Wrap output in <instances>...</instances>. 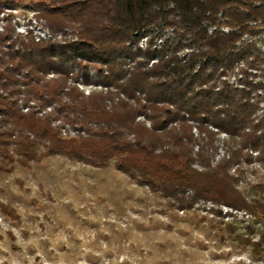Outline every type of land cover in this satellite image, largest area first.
<instances>
[{
    "label": "trees",
    "instance_id": "16d2710c",
    "mask_svg": "<svg viewBox=\"0 0 264 264\" xmlns=\"http://www.w3.org/2000/svg\"><path fill=\"white\" fill-rule=\"evenodd\" d=\"M33 1L54 36L0 32V172L52 156L114 162L168 210L205 199L246 211L226 224L228 238L264 261V183L245 194L247 169L231 172L264 162V0ZM91 70L106 91L70 82ZM211 126L228 135L218 161ZM0 211L20 221L11 206Z\"/></svg>",
    "mask_w": 264,
    "mask_h": 264
},
{
    "label": "rangeland",
    "instance_id": "374dc122",
    "mask_svg": "<svg viewBox=\"0 0 264 264\" xmlns=\"http://www.w3.org/2000/svg\"><path fill=\"white\" fill-rule=\"evenodd\" d=\"M35 4L16 0L14 8L26 18L17 24L12 14L0 15V26L10 24L15 34L27 36L20 32L33 19L28 12L40 16ZM40 18L36 32L52 38ZM90 73L100 83L96 71ZM219 138L224 152L220 141L215 161L226 153L228 135ZM244 166L238 187L248 194L252 185L264 183V169ZM0 202L20 216L16 222L0 211V264H264L228 238L226 224L247 220L249 213L234 215L215 203L210 211L205 199L188 210H168L165 198L116 170L114 162L95 168L52 156L30 168L16 163L12 173L0 172Z\"/></svg>",
    "mask_w": 264,
    "mask_h": 264
},
{
    "label": "built area",
    "instance_id": "2783aa9c",
    "mask_svg": "<svg viewBox=\"0 0 264 264\" xmlns=\"http://www.w3.org/2000/svg\"><path fill=\"white\" fill-rule=\"evenodd\" d=\"M31 12H32V16H33V19H31L29 22H27L28 23V28H26L24 31H18V32H20L21 34H27V36L28 35H31L32 34V36L33 37H35L36 38V40H40V39H43V40H45V39H49L51 36H50V34H45V35H43V36H41L40 34H38L36 31H38V29L36 30L35 28H36V25L35 24H39V20H41V18L40 17H38V12L37 11H30V12H28V13H30V16H31ZM8 13L9 14H12L13 16L12 17H14V22H16L17 24L19 23L20 24V22H21V20H23L24 18H26V15H24V16H20L21 14L20 13H18V10H17V8H14V6H10V5H6V4H2V5H0V15H2V16H4L5 14H7L8 15ZM29 17V16H28ZM43 20V19H42ZM18 21V22H17ZM17 28H18V26H17ZM4 28H3V26H0V30H3ZM224 31H228V29H224ZM146 39L147 38H145V39H143L141 42H140V44H141V46L142 47H145V45H146ZM264 50V49H263ZM92 75V76H91ZM70 82L73 84V85H75L76 87H78V89H80L82 92H84V94L85 95H90V94H92V92L93 91H96V90H99V91H102L101 89H103V90H107L108 89V87H105V86H103L101 83H97L96 82V78L94 77V80H93V73H90L89 75H88V79L86 80L83 76H80L78 79H71L70 80ZM49 110H51V108L49 107V108H47V111H49ZM24 111L26 112V111H28V108H26V109H24ZM43 113H45V112H43ZM143 117H141V119H142ZM189 123L190 124H192L193 126H194V128H193V132L195 133V135H198L199 134V128L197 127V124L193 121V120H190L189 121ZM210 129L211 130H213L214 132H216V133H218L219 135L221 134V133H223L225 136H227V134L226 133H224V132H221L220 130H219V128H216V127H213V126H211L210 127ZM77 133V131H74V133L72 134V135H75ZM63 134L65 135V136H67L68 135V132L66 131V130H64L63 131ZM71 134V133H70ZM220 146H219V151L220 152H224V149L221 147L222 145L224 146V144H223V139H221L220 138ZM251 153L253 154V156L256 158L257 156H258V152H254V151H251ZM218 157H220V155L218 154ZM257 163V164H256ZM244 164L245 165H252L253 164V166H256V167H258V168H260V169H264V162H261V161H259V160H257V159H255L252 163H247V162H245V161H243L240 165H234L233 167H232V170H233V172H235L236 171V169L237 168H239L240 166H242V167H244V168H246L245 166H244ZM247 169V168H246ZM207 207H210L209 208V210L210 211H212V208H214V203H212L211 201H208L207 202ZM222 208H225L224 209V212H229L230 211V213H233L234 215H236V214H241L242 215V213L244 212V215H248V213L247 212H245V211H240V210H233V208L232 207H229V206H226V205H222Z\"/></svg>",
    "mask_w": 264,
    "mask_h": 264
}]
</instances>
